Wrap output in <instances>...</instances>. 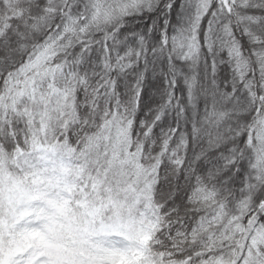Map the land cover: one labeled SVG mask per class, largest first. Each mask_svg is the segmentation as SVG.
Returning a JSON list of instances; mask_svg holds the SVG:
<instances>
[{"label": "snow or ice", "instance_id": "obj_1", "mask_svg": "<svg viewBox=\"0 0 264 264\" xmlns=\"http://www.w3.org/2000/svg\"><path fill=\"white\" fill-rule=\"evenodd\" d=\"M0 264H264V0H0Z\"/></svg>", "mask_w": 264, "mask_h": 264}]
</instances>
